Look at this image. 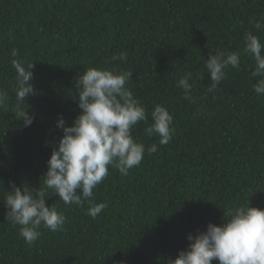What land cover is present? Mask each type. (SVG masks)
<instances>
[{
    "label": "trees",
    "instance_id": "1",
    "mask_svg": "<svg viewBox=\"0 0 264 264\" xmlns=\"http://www.w3.org/2000/svg\"><path fill=\"white\" fill-rule=\"evenodd\" d=\"M261 16L264 0H0V88L9 95L0 109V264H172L189 234L226 223L230 209H264V96L243 55L246 32L264 43L254 28ZM14 48L26 68L33 64L35 94L22 105L34 117L28 127L15 110ZM216 51L240 52L241 63L209 93L204 61ZM122 52L126 62L112 59ZM90 67L132 72L133 95L149 114L166 107L174 136L159 145L143 122L135 126L133 137L157 152L145 151L127 176L109 168L94 189L93 202L107 203L96 219L87 202L48 198L65 215L64 230L42 228L29 246L5 219V193L11 183L42 184L63 134L56 121L62 115L70 126L81 113L76 81ZM188 72L195 103L177 86Z\"/></svg>",
    "mask_w": 264,
    "mask_h": 264
},
{
    "label": "clouds",
    "instance_id": "2",
    "mask_svg": "<svg viewBox=\"0 0 264 264\" xmlns=\"http://www.w3.org/2000/svg\"><path fill=\"white\" fill-rule=\"evenodd\" d=\"M257 31L264 30V16L254 22ZM243 55L254 60L252 85L254 92L264 96V43L260 37L249 31L244 34ZM11 64L16 72L15 110L25 127L33 123L27 109L22 107L30 94H35L32 81L33 64L27 68L18 59L19 51H11ZM241 53L237 51H216L204 61L212 83L206 87L213 93L226 78L225 69L239 70ZM113 60L127 61L122 52ZM202 59V57H201ZM132 72L113 71L102 68H88L76 81L78 107L81 113L68 126L62 115L56 127L62 130L58 145L53 147L47 161L48 169L41 178L42 184L36 189L17 187L11 183V191L5 193V219L19 226V236L31 246L42 235L41 229L50 232L64 230L66 217L56 207L47 206L46 200L53 195L66 205L82 206L88 203L87 215L96 219L106 202L94 203V189L109 175V168L127 176L131 169L138 167L149 155L157 152L156 144L147 149L132 134L135 126L143 122L147 136L158 137L159 145H167L174 136V117L166 107L157 104L149 114L140 100L128 86ZM190 72L185 73L177 86L183 98L195 103L194 85ZM8 93L0 88V109L6 108ZM149 115L151 123H149ZM51 190V194L49 192ZM226 223H209L206 231L195 236L189 234L187 250L179 252L172 264H264V209L249 204L230 209Z\"/></svg>",
    "mask_w": 264,
    "mask_h": 264
}]
</instances>
